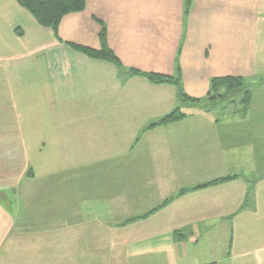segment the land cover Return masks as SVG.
I'll list each match as a JSON object with an SVG mask.
<instances>
[{
	"label": "crops",
	"instance_id": "obj_1",
	"mask_svg": "<svg viewBox=\"0 0 264 264\" xmlns=\"http://www.w3.org/2000/svg\"><path fill=\"white\" fill-rule=\"evenodd\" d=\"M102 24L126 69L180 70L193 99L241 77L250 110L188 106L143 132L179 107V88L69 46L100 49ZM261 125L264 0H192L188 14L186 0H87L58 37L0 0V264H264L263 164L242 142Z\"/></svg>",
	"mask_w": 264,
	"mask_h": 264
},
{
	"label": "trees",
	"instance_id": "obj_2",
	"mask_svg": "<svg viewBox=\"0 0 264 264\" xmlns=\"http://www.w3.org/2000/svg\"><path fill=\"white\" fill-rule=\"evenodd\" d=\"M19 5L26 9L29 13L33 15L38 24L45 28H50L54 31L55 35L58 37L59 26L63 18L69 14L80 13L85 11L87 0H17ZM192 0H186V14L189 13L191 8ZM101 48L92 49L77 44H69V46L77 52L83 53L86 56L97 59L104 60L114 64L119 72L135 77H144L153 84H164L171 83L176 85L180 91V105L177 109L171 112L169 115L163 119L150 124L143 132L150 131L157 127L166 126L169 124L177 123L188 115L183 111L185 107H197L206 109L208 112H212L215 107L217 108L219 103H229L238 107L240 105L241 109L238 108L239 113L246 115L251 107V90L249 82L241 77H220L214 78L211 81L210 91L204 99H193L189 97L183 90L182 76L179 70L176 77L169 76L165 74L157 73H145L135 69H126L114 51L108 46L107 43V29L105 25L102 24V29L99 34ZM226 107H223V110ZM238 176H229L221 179L211 181L206 184L198 185L193 188L181 190L174 198L165 202V206L170 203V201L179 198L192 191H197L200 189H206L213 186H217L221 183L228 182L230 180L236 179ZM252 189V188H251ZM249 202V196L245 200L244 207L247 206ZM154 212V211H153ZM151 212V213H153ZM151 213L147 214L143 218L148 217ZM138 219H131L124 222L122 225H127L132 221ZM183 235L181 233L175 234L177 239H180Z\"/></svg>",
	"mask_w": 264,
	"mask_h": 264
},
{
	"label": "rangeland",
	"instance_id": "obj_3",
	"mask_svg": "<svg viewBox=\"0 0 264 264\" xmlns=\"http://www.w3.org/2000/svg\"><path fill=\"white\" fill-rule=\"evenodd\" d=\"M226 107L223 110V107ZM196 109H198L197 107H195ZM240 107V105H238V107H236L235 105H231L229 103H219L218 107L215 109H213L212 114L213 116H216L217 119L223 120V117H229L230 115H232L231 111L236 110ZM231 112V113H230ZM262 128L257 127V128H249L247 129L246 133H253L251 137L247 138L248 135H246V138L242 141L244 144H248L251 147H254V149H256V155H257V159L260 161L261 164H263L262 169H260L258 176L264 174V137H261L264 135V125H261ZM261 132V133H257V132ZM256 134V136L254 137V134ZM24 205V204H23Z\"/></svg>",
	"mask_w": 264,
	"mask_h": 264
}]
</instances>
